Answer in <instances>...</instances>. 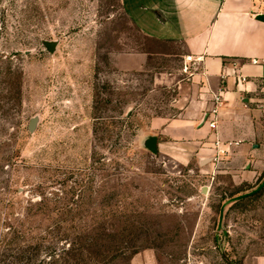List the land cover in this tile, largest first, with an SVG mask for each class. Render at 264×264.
I'll use <instances>...</instances> for the list:
<instances>
[{
	"label": "rangeland",
	"instance_id": "obj_1",
	"mask_svg": "<svg viewBox=\"0 0 264 264\" xmlns=\"http://www.w3.org/2000/svg\"><path fill=\"white\" fill-rule=\"evenodd\" d=\"M182 58L120 0H0V264H264L252 162L146 146Z\"/></svg>",
	"mask_w": 264,
	"mask_h": 264
},
{
	"label": "crops",
	"instance_id": "obj_2",
	"mask_svg": "<svg viewBox=\"0 0 264 264\" xmlns=\"http://www.w3.org/2000/svg\"><path fill=\"white\" fill-rule=\"evenodd\" d=\"M120 4L143 36L178 43L182 49L183 64L174 74L181 76L173 102L177 113L153 118L161 139L157 145L179 160L191 154L212 165L226 155L250 160L252 168L244 171L245 176L264 175V21L256 18L264 15V1L120 0ZM188 55L195 64L186 76L182 68ZM145 61L143 55L132 65L140 69ZM217 94L216 126L211 129L208 120L213 116L208 111Z\"/></svg>",
	"mask_w": 264,
	"mask_h": 264
},
{
	"label": "built area",
	"instance_id": "obj_3",
	"mask_svg": "<svg viewBox=\"0 0 264 264\" xmlns=\"http://www.w3.org/2000/svg\"><path fill=\"white\" fill-rule=\"evenodd\" d=\"M262 1H264V0H262ZM184 61H185V65L182 68V72L185 75L187 74L186 76H189L191 74L189 71L194 66L195 61L192 59V57L190 55L186 56L185 59H184ZM253 62H255V61H253ZM219 98H220V95L219 94H217V95L214 96V104L211 107V109L208 111L209 114H211L213 116V119L208 120V126L211 129H214L215 126H216V120H215V118H216V115H217V106H218V103H219L218 102L219 101Z\"/></svg>",
	"mask_w": 264,
	"mask_h": 264
},
{
	"label": "water",
	"instance_id": "obj_4",
	"mask_svg": "<svg viewBox=\"0 0 264 264\" xmlns=\"http://www.w3.org/2000/svg\"><path fill=\"white\" fill-rule=\"evenodd\" d=\"M257 19L261 20V21H264V15L263 14H258ZM44 45L45 47L52 53L55 51L56 49V45H57V41H44ZM37 121V118L36 117H33L31 120H30V125L31 127H33V125L36 123ZM156 139L155 137H149L146 141V146L147 148L152 151V152H155L156 151Z\"/></svg>",
	"mask_w": 264,
	"mask_h": 264
},
{
	"label": "trees",
	"instance_id": "obj_5",
	"mask_svg": "<svg viewBox=\"0 0 264 264\" xmlns=\"http://www.w3.org/2000/svg\"><path fill=\"white\" fill-rule=\"evenodd\" d=\"M68 249L69 250L67 252V255L70 256V258H71V255H77V257L78 256L80 257L79 260L77 258L73 259V260H78V261H76V262H78L77 264H87V259L83 257L84 255L82 252L83 250H87L86 248H84L82 245L77 243L73 246V248H71V245H69ZM90 254H92V252H90ZM66 262H68V261H66Z\"/></svg>",
	"mask_w": 264,
	"mask_h": 264
}]
</instances>
